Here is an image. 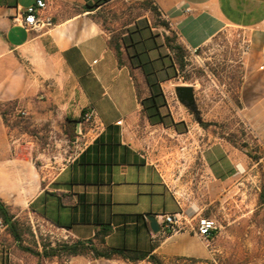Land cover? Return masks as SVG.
<instances>
[{
	"label": "crops",
	"instance_id": "0c3cea01",
	"mask_svg": "<svg viewBox=\"0 0 264 264\" xmlns=\"http://www.w3.org/2000/svg\"><path fill=\"white\" fill-rule=\"evenodd\" d=\"M46 1L54 25L28 32L13 19L35 0H0V108L21 105L33 112L27 113L32 122H50L24 128L13 122L15 113L11 124L0 115V199L40 219L52 244L127 248L160 259L209 258L207 241L191 221L172 234L150 228L147 215L161 223L163 214L184 212V207L158 164L146 158L140 124H151L129 61L119 62L110 35L83 9L98 0ZM153 2L191 51L227 28L246 30L242 101L251 126L255 116L264 118V0ZM89 108L96 125L84 137L75 131L56 143L48 137L72 133L73 121ZM209 160L217 162L215 170ZM205 163L214 180L227 181L242 174L248 158L234 147L213 145L206 149ZM36 258L0 252V261L10 264H39ZM57 259L43 258L41 264H136L92 253Z\"/></svg>",
	"mask_w": 264,
	"mask_h": 264
},
{
	"label": "rangeland",
	"instance_id": "374dc122",
	"mask_svg": "<svg viewBox=\"0 0 264 264\" xmlns=\"http://www.w3.org/2000/svg\"><path fill=\"white\" fill-rule=\"evenodd\" d=\"M93 13L104 23L110 36L127 28L134 30L135 23L142 29L144 44L140 43L138 48L147 63L145 70L157 74L163 105V123L140 124L146 141V158L158 164L164 179L182 202L187 216L185 223L191 221L195 227L198 218L205 216L215 219L218 225L207 242L209 258L173 257L161 259L162 262L264 264V118L255 116V125L251 126L242 101L244 62L248 52L246 30L227 28L204 46L191 51L182 45L153 0H110ZM176 45L183 47L184 67L175 66L177 70H174L171 64L178 56ZM130 53L133 55L134 49L131 48ZM124 60H128L126 53ZM133 74L141 96L148 97L150 91L145 74L141 68H135ZM151 77L155 78L154 75ZM178 86L193 88L196 113L179 101ZM0 112L8 124H11L10 113H15L13 122L20 127L50 125L45 119L32 122L27 113L33 112L21 105L9 104L1 107ZM81 120L82 115L73 121L72 133L49 134L48 137L56 143L59 138L73 136ZM95 125L83 123L82 135L77 132L76 135L84 137L86 129L90 131ZM44 135L35 133L38 138ZM213 145L218 150L234 147L245 154L248 165L242 174L227 181L214 180L205 163L206 149ZM216 156L225 160L221 152ZM209 161L215 170L217 162ZM6 206L17 226L19 239H14L0 217V252L6 253L7 257L32 254L39 264L43 258L71 256L61 250L69 243L52 244L43 231L41 220L27 209ZM136 264L152 263L144 260Z\"/></svg>",
	"mask_w": 264,
	"mask_h": 264
},
{
	"label": "trees",
	"instance_id": "16d2710c",
	"mask_svg": "<svg viewBox=\"0 0 264 264\" xmlns=\"http://www.w3.org/2000/svg\"><path fill=\"white\" fill-rule=\"evenodd\" d=\"M108 1L110 0H98L93 4L86 3L83 6V9L84 11L93 13L96 12L101 5H103ZM93 14H91L93 19L96 20L101 25L102 29L106 30L104 23L99 21ZM164 24H167V22ZM137 35H139V38L136 37ZM142 38H144L143 31L140 28L139 24L135 23V29L132 31H129V29L127 28L126 31L124 32L113 33V35L110 36L109 45L114 50L116 57L121 64L126 62L124 60V53L127 54L129 66L131 68V73L133 78H134L133 70L135 68H141V70L145 74L147 85L150 91L148 97L141 99V103L143 105L144 111L146 112V116L148 117L150 124H157L160 122L163 123V115H162L163 105L160 103L161 93H160L159 82L157 81V74H155V71L149 73L148 71L145 70L147 69L146 68L147 63L144 62V59L142 57L143 52H140L138 48L140 43L144 44ZM167 40L170 41L169 38H167ZM131 48L134 49L135 52L133 55L130 53ZM175 49L177 50L178 56H176V59L174 61L172 60L171 67H173L174 70H177V67L175 66H178L180 69H183L184 67L183 47H181L180 45H176ZM152 75L155 76L154 79H152L151 77ZM134 81L138 95L141 98V93L138 89V85L136 83L135 78ZM1 114L2 113L0 112V115ZM0 217L2 218L4 225L10 231L14 239L18 240L19 234L17 232V226L13 221V216L9 213L7 206L5 205V203L2 202L1 199H0ZM61 250L65 254L71 256L86 255L92 253V256L94 258L113 259L115 257H121L133 263H138L140 261L147 260L152 264H164L160 258L150 254L149 252H141L138 250H131L127 248L97 249L96 247L92 245H87L86 243L83 242H76L70 245L65 244L61 248ZM53 254L54 253L52 252L51 255ZM0 264H10V263L8 261L3 260L0 261Z\"/></svg>",
	"mask_w": 264,
	"mask_h": 264
},
{
	"label": "built area",
	"instance_id": "2783aa9c",
	"mask_svg": "<svg viewBox=\"0 0 264 264\" xmlns=\"http://www.w3.org/2000/svg\"><path fill=\"white\" fill-rule=\"evenodd\" d=\"M48 3L46 0H35V2L21 11L19 17L13 20L28 32H40L54 25L53 19L47 13ZM95 123L96 113L93 108H89L83 115L82 120L77 123L76 132L82 135L83 123ZM161 230L163 234L177 233L185 227L187 216L184 212L165 213L161 216ZM218 228L217 222L211 217L200 216L193 231L205 241H209Z\"/></svg>",
	"mask_w": 264,
	"mask_h": 264
},
{
	"label": "water",
	"instance_id": "95a60500",
	"mask_svg": "<svg viewBox=\"0 0 264 264\" xmlns=\"http://www.w3.org/2000/svg\"><path fill=\"white\" fill-rule=\"evenodd\" d=\"M176 93L179 101L196 113V104H195V98H194V92L193 88L191 86H178L176 88ZM147 220L150 223V228L152 232L159 233L161 230V225L158 219L154 215H147Z\"/></svg>",
	"mask_w": 264,
	"mask_h": 264
}]
</instances>
